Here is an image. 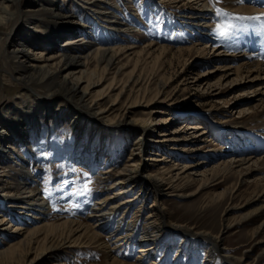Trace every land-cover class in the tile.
<instances>
[{
	"label": "bare ground",
	"instance_id": "obj_1",
	"mask_svg": "<svg viewBox=\"0 0 264 264\" xmlns=\"http://www.w3.org/2000/svg\"><path fill=\"white\" fill-rule=\"evenodd\" d=\"M189 1L195 3L201 1L200 8L188 11L184 17L189 18V24H192L190 29L196 30L197 42L191 43L184 49L199 50L200 47H197L199 41L214 39L209 31L213 25L211 23L213 17L207 8H201L203 4H207L204 0ZM226 1L229 5H235L234 8L237 10H242L247 17L259 16L262 21L264 20L263 9L240 3L238 0ZM21 3L20 0L0 1V25H7L8 28L7 31L0 33V264H70L68 258L78 248H96L102 251L106 264H143L145 261L144 264H264V260L261 262L264 259V238L255 241L259 244L252 243L245 251L235 256L229 249L219 252L210 239L212 234L208 231H196L191 226L166 222L165 208L156 206L159 195L165 192L163 189L169 192L168 195L185 197L198 193L202 190L200 187L209 182L208 178L195 180L188 174L187 179H193L192 181L196 183L194 191L184 189L175 194L174 191L182 186L181 183H176L179 171L173 173L175 163L161 164L151 169L145 160L129 155L128 161L122 163L111 183L103 190L92 192L93 202L90 213L87 215L90 217L89 221L73 218L45 220L44 216L49 208H47V201L39 193V183H36L35 178L37 175L31 169L32 164L42 160V157L38 156L42 144L44 148L49 145V141H45L40 142L39 147H34L40 127L44 124L49 127L68 121L75 139L69 143V148L63 156L67 159L70 157L76 159L77 165L83 164L92 172V175L93 173L98 175L101 167L105 168L102 173L106 174L113 167V161L112 154L103 155L105 143H108V140L104 141V135H111L113 124L122 123L130 104L137 103L139 99L136 95L131 102L122 107L121 111L111 114L114 106L122 101L124 89L128 85L131 89L136 83L135 66L133 65L134 67L129 71L127 80L118 86L116 73L123 66L115 67L111 77L107 75L118 63L120 48L95 46L90 33L82 31L71 35L74 28L68 29L64 27L66 25L57 27L58 30L48 27L49 17L50 19L59 15L64 18L70 17V19L76 17L73 10L76 6H81V0H70L68 10L64 11L63 5L57 0H29L23 5ZM101 16H107V14ZM21 20L24 21L21 22ZM261 20L257 22L260 24ZM112 21L115 19L112 18ZM241 22L243 28H240L249 33L236 35L233 47L240 48L243 42L250 46L254 41L264 45L262 32L251 33L252 28L254 30L259 24L247 19ZM34 31H42L43 35L40 39L36 40ZM63 35L68 36H64L61 42L57 43L56 39ZM37 42H40V47L34 46ZM27 43L29 44L25 51L24 47ZM11 44H13L12 48H9ZM146 46L150 49L153 44L147 43ZM134 47L128 46L127 49ZM219 47L216 43L213 44V49L216 50ZM156 49L162 53L168 51L167 47L161 45ZM141 51L144 49L141 48ZM244 54L246 59L232 68L235 78L243 76L248 71H256L254 77H257L260 71H264V48L256 52L243 51L242 55ZM259 54L262 55L260 59L257 58ZM92 58L95 64L89 67L88 63ZM3 73L30 89L29 97L26 99L20 92L9 100H3L2 94L5 89ZM107 78L108 82L102 85ZM33 81H35L33 84H38L42 88L48 87L50 92L34 91L35 86L38 87V85H33ZM99 85L102 86L99 87ZM94 87L97 88L94 89ZM117 88L118 90L114 92ZM247 91H256V89L250 90V87H246L238 90V94L248 93ZM57 93L61 95L64 93L63 96H67V100L73 104L59 108L56 101L41 100L43 96L56 97ZM158 93L156 92L148 100L157 96ZM105 97L109 100L108 105L102 104ZM126 99L128 96L125 101ZM225 99L224 103L228 104L229 100ZM76 101L84 103L85 106L82 105L84 108L80 105L75 106ZM262 101L263 106L259 110L254 106L246 105L247 103L242 105L243 108H251L252 114L249 117L252 116L253 120L257 121L255 132L250 131L244 123L241 124L242 121L229 123L225 128L216 123H210V128L206 130L204 129L206 126H200L196 122L186 123V129L194 131V128H202L201 134L212 132L214 144L219 150L217 154L232 152L234 156H239L233 160L230 159L231 161L221 162L223 163L221 167L216 165L213 169L216 175L221 171L220 177H226L233 168L232 162H241L245 159L244 156L240 157L242 154L255 152L259 154L255 162H258L260 172L264 173V99ZM222 110L224 111L225 108L222 107ZM126 122L131 125L132 130H141L139 144L144 137L146 141L148 140L147 143L175 141V132L166 131L165 128L161 129L160 135L163 137L161 140L153 139L151 137L153 128L150 130L146 127L147 123L152 124L151 118L131 117ZM129 133L132 134L131 130L126 136ZM93 143L98 146L95 145L97 147L95 152L91 149ZM170 144L173 148L175 143ZM53 146L57 144L53 143ZM248 159H250L249 156ZM163 171L165 175L162 174ZM7 177L10 180H7ZM260 181L262 179L258 180L253 187L255 205L253 211L244 216L246 218L254 212L264 211V183H259ZM163 182H166L164 187ZM139 183L143 185H141L142 189L151 188L153 198L150 206L155 204V207L148 210L145 215L141 208L137 210L132 208V201L144 196V189L139 188L133 196L124 195L126 191L133 189ZM232 192L234 189L230 191V195H233ZM222 195L223 192L216 194L217 197ZM214 196L211 195L212 198ZM115 213L119 216L116 217ZM227 213L226 211L225 214ZM127 216L130 219L125 220ZM263 222H260L257 229L251 231L250 238L254 236L256 239L257 230L263 227ZM231 223L233 221L228 220L227 224L214 234L217 237L214 243L223 235V229L228 228ZM197 239L204 244L200 246L195 242ZM255 246L257 251L251 253ZM170 253L173 255L171 261L167 260ZM120 254H122L121 257L134 256V259L119 258Z\"/></svg>",
	"mask_w": 264,
	"mask_h": 264
},
{
	"label": "rangeland",
	"instance_id": "obj_2",
	"mask_svg": "<svg viewBox=\"0 0 264 264\" xmlns=\"http://www.w3.org/2000/svg\"><path fill=\"white\" fill-rule=\"evenodd\" d=\"M20 1L22 5L29 2V0ZM69 1L57 0L59 4L63 5V11L68 10ZM100 1L81 0V6H76L73 10L76 17L71 19L70 17L64 18L62 15L51 17L52 19L49 17V21L47 20L48 27L58 30L57 27L66 25L64 27L68 29L74 28V33H70L71 35L79 34L82 31L90 33L95 46L120 48L118 63L107 76L111 77L115 67L122 65V69L116 73L117 85L120 86L121 83L123 84L127 80L129 71L135 66L136 83L131 89L129 88L130 85L124 89L122 101L114 106L111 114L121 111L122 107L131 102L136 95L139 101L130 104L122 123L115 122L113 124L110 136L104 135V141L108 140V143H105L102 151L103 155L112 154L113 161V167L106 174L102 173L105 168L101 167L97 173L98 175L94 173L92 175V172L83 164L77 165L76 159L64 157L66 150L69 148V143L75 139L68 121L49 127L44 124L40 127L34 147H39L40 142L45 141H49V145L44 148L42 144L38 155L42 157V160L32 164L31 169L37 175L35 178L36 183H39V193L45 198L47 208H49L47 209L48 213L44 216L45 220L73 218L89 221L88 218L90 217H87V215L90 213L93 202L92 192L103 190L105 186L109 185L116 177L115 173L122 163L128 161L129 155H133L137 159L145 160L151 169L157 168L161 164L175 163L173 173L179 171L176 183L182 184V188L178 187L174 191L175 194L184 189L194 191L196 183L192 181L193 179H187L188 174L195 180L208 178L209 182L201 186L202 190L194 195L185 197L168 195L169 192L163 189L165 192L159 195L156 206L159 205L165 208L167 223L175 222L191 226L196 231H208L212 234L210 239L217 246L219 252L222 253L229 249L231 254L238 256L249 245L255 243V241L257 242L260 238H264V222L263 227L257 230L256 239L254 236L250 238L251 231L257 229L260 222L264 221V211L250 214L251 218L244 217L248 212L253 211L255 205L253 187L260 179L262 181L259 183H264V173L260 172L258 162H255L259 154L256 152L242 154L240 157H245L241 160L242 163L240 161L232 162V170L228 172L226 177H220L221 171L217 172L216 175V171L213 170L216 165L221 167L223 166L221 162H227L239 156H234L232 152L217 154L219 150L216 149L214 144L215 140H213L212 132L208 131L201 134L202 128H194V131L186 129V123L196 122L200 126H206L204 128L206 130L210 128V123H216L225 128L229 123L242 121L241 124L244 123L250 131L255 132L257 121H254L252 116L249 117L252 114L251 108H243L242 105L247 103L246 105L254 106L257 110L262 108L264 71H260L257 77H254L256 71H248L243 76L235 78L232 68L243 59H246V55H242L243 51L256 52L263 49L264 45H259L254 41L250 45L251 47L244 42L240 48L233 47L232 44L236 41V35L249 33V31L246 32L242 29V19H238L239 17H247V15L242 10L234 8L235 5H229L226 0H218L215 5L210 3V0H204L207 4H203L201 8H207L212 13L213 19L210 21L213 25L210 27L212 31H209L214 39L199 41L197 46L200 47L199 50L196 48L184 49V47L190 46L191 43L197 42L195 38L196 30L190 29L192 24H189L188 17H184L188 11L200 8L201 1L198 3L189 0H103V3L102 0ZM238 1L246 5L256 6L255 8H261L264 12L263 0ZM100 9L105 12H100ZM216 9H222L224 13L229 15H217ZM103 14H107V16H101ZM112 18L115 21H112ZM23 21L21 20V22ZM250 21L257 22V20ZM262 23H264V20L260 24L258 23L259 25L254 30L252 28L251 33L262 32L263 35L264 27L261 26ZM218 25L221 27L232 25V27L227 29V35L221 36ZM7 29V25H0V33L7 31ZM34 32V36H37L36 40L43 35L42 31ZM64 36L68 35L57 38V43H60ZM147 43L153 44V47L148 49ZM215 43L217 47L220 46L216 50L213 49ZM28 44H25V51ZM12 45L9 48H12ZM160 45L167 47L168 51L162 53L157 50L156 48ZM34 46L40 47V42H37ZM128 46L135 47L129 48V50L127 49ZM141 48L144 51H141ZM125 49H127L126 52ZM218 56L220 58H217ZM257 58H262V55L259 54ZM94 62L95 60L92 58L88 66H93ZM2 76L5 84L4 93L2 94L4 96L3 100H9L13 95L20 92L25 98L29 97L30 89L16 80L10 79L6 73H3ZM108 80L107 78L102 85ZM102 85H99V87ZM246 87H250V90L256 89V91L238 94V90ZM47 88L38 85V87L35 86L34 91L40 93L50 92V89ZM96 88L94 87V89ZM156 92H159L157 96L148 100ZM63 95L65 94L63 93ZM63 95L57 93L56 97L43 96L41 100L56 101L59 108H63L72 103L67 100V96L64 97ZM126 96H128V99L125 101ZM105 98L102 100V104L108 105L109 100L107 97ZM225 98L229 100L228 104L224 103ZM75 103V106H85L80 101ZM222 107L225 108L224 111ZM131 117L135 119L151 118L152 124L147 123L146 127L150 130L153 128L151 130L153 139L161 140L163 137L160 132L161 129L165 128L166 131L175 132V141H151L153 143H147L148 140L146 141L144 137L139 144L138 138L141 135V130H132L131 125L126 122ZM130 130L132 134L129 133L126 136ZM53 143L57 146L54 147ZM170 143H175L173 148L170 147ZM95 145L97 146L96 143H93L91 148L94 152L95 148L98 147ZM58 150L60 151L58 152ZM248 156L250 159H248ZM162 174L165 175L164 171ZM7 180H10V178L7 177ZM141 185L140 183L135 185L133 189L126 191L124 195L126 197L135 195L139 188L142 189ZM165 185L166 182H163L162 186ZM143 189L144 196L132 201V208L133 210L141 208L143 215H145L148 210L155 207V204L150 206L153 198V194L150 192L151 188ZM233 189V195H230V191ZM220 192H223V195L217 197L216 194ZM211 195L215 196L212 198ZM216 204L220 205L215 206ZM226 211L227 214H225ZM115 216L118 217L119 214L115 213ZM127 219L130 218L127 216L125 220ZM228 220L233 221V223L228 228L223 229V235L214 243L217 239L214 234L226 225ZM198 239L195 242L202 246L204 243ZM82 249L78 248L74 251L75 253L73 252L69 256L68 262L70 264H106L102 251L96 248ZM255 251H257V246L251 253H255ZM31 256L33 257L34 254L32 253ZM121 256L122 254L119 258L134 259V256L131 255ZM172 257L173 255L170 253L167 260L171 261Z\"/></svg>",
	"mask_w": 264,
	"mask_h": 264
},
{
	"label": "snow or ice",
	"instance_id": "obj_3",
	"mask_svg": "<svg viewBox=\"0 0 264 264\" xmlns=\"http://www.w3.org/2000/svg\"><path fill=\"white\" fill-rule=\"evenodd\" d=\"M210 2L215 5V3L218 2V0H210ZM241 2H243V0H241ZM216 13H217V15H221V14H223V15H229L227 13H224L222 9H216ZM238 19H242V20L243 19H247V20H261L262 18L259 17V16H257V17H239ZM261 26L264 27V23H262ZM217 27L219 29V34L221 36H225V35L228 34L227 33V29L228 28H231L232 25H224L223 27H221V26L218 25Z\"/></svg>",
	"mask_w": 264,
	"mask_h": 264
}]
</instances>
